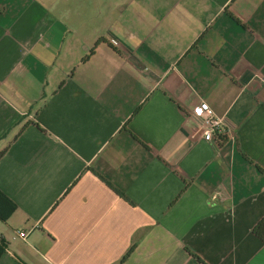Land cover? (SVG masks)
Here are the masks:
<instances>
[{
	"label": "crops",
	"instance_id": "0c3cea01",
	"mask_svg": "<svg viewBox=\"0 0 264 264\" xmlns=\"http://www.w3.org/2000/svg\"><path fill=\"white\" fill-rule=\"evenodd\" d=\"M263 79L264 0H0V264H264Z\"/></svg>",
	"mask_w": 264,
	"mask_h": 264
},
{
	"label": "built area",
	"instance_id": "2783aa9c",
	"mask_svg": "<svg viewBox=\"0 0 264 264\" xmlns=\"http://www.w3.org/2000/svg\"><path fill=\"white\" fill-rule=\"evenodd\" d=\"M264 82V79H263ZM195 114L201 120V126L203 127L204 137L206 140H211L214 133L221 132L223 130V120L221 117H217L207 102L201 101L195 108ZM27 232H19V236L22 238L27 237ZM0 239H3L0 237Z\"/></svg>",
	"mask_w": 264,
	"mask_h": 264
},
{
	"label": "trees",
	"instance_id": "16d2710c",
	"mask_svg": "<svg viewBox=\"0 0 264 264\" xmlns=\"http://www.w3.org/2000/svg\"><path fill=\"white\" fill-rule=\"evenodd\" d=\"M94 49L91 50V54ZM88 57V56H87ZM16 204L0 190V219L7 220L15 211ZM253 233L264 241V216L262 219L254 226ZM6 249V242L0 239V256L4 253Z\"/></svg>",
	"mask_w": 264,
	"mask_h": 264
}]
</instances>
